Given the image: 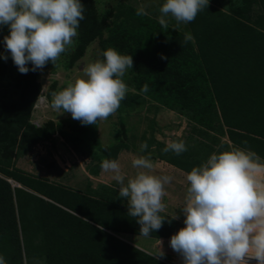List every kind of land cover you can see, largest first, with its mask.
<instances>
[{
	"label": "trees",
	"instance_id": "obj_1",
	"mask_svg": "<svg viewBox=\"0 0 264 264\" xmlns=\"http://www.w3.org/2000/svg\"><path fill=\"white\" fill-rule=\"evenodd\" d=\"M164 2L145 16L120 2L102 16L94 0H81L85 19L67 68L96 39L102 53L111 47L132 55L133 68L125 76L135 92L126 94L119 114L148 98L186 118L192 124L186 152L164 153L166 143L154 137L145 142L147 152L187 174L229 144L264 157V0H209L184 28H176L173 20L167 29L158 22ZM186 33L192 40L185 41ZM5 54L11 66L6 74V60L0 62V255L7 264H169L120 238L142 235L128 216L127 201L118 199L119 190L100 185L76 191L16 168L19 158L56 129L37 128L30 121L42 88L38 70L22 74L6 48ZM145 84L147 93L141 91ZM71 128L59 131L77 154L98 161L89 169L92 175L104 159L131 150L136 139L125 130V140L105 147L80 121L71 122ZM184 226L166 219L150 238L171 239Z\"/></svg>",
	"mask_w": 264,
	"mask_h": 264
},
{
	"label": "clouds",
	"instance_id": "obj_2",
	"mask_svg": "<svg viewBox=\"0 0 264 264\" xmlns=\"http://www.w3.org/2000/svg\"><path fill=\"white\" fill-rule=\"evenodd\" d=\"M208 4L209 0H165L158 9V22L167 29L174 20L179 28L194 21ZM84 12L81 0H0V26L10 31L4 37L5 48L19 72H36L49 62L59 67L62 55L75 46ZM136 15L148 13L141 6ZM192 38L185 34L186 42ZM102 56L88 62L74 82L51 92L48 106L53 111L70 113L82 125H96L117 112L130 90L123 78L133 68V57L111 47ZM148 90L147 84L141 89ZM147 148L143 142L139 151ZM187 150L185 141L172 140L162 151L180 155ZM131 167L135 173L129 176L119 159L101 163L102 172L111 174L119 185L118 199L127 200L128 216L140 225V235L150 237L166 219L170 223L179 218L176 213L162 215L167 209V186L174 177L157 173L151 153L133 156ZM186 181L189 186L181 208L185 226L170 239L183 264H250L253 260L264 264V157L250 147L229 144L193 167ZM159 243L153 254L157 259L166 255ZM0 264H7L3 255Z\"/></svg>",
	"mask_w": 264,
	"mask_h": 264
},
{
	"label": "rangeland",
	"instance_id": "obj_3",
	"mask_svg": "<svg viewBox=\"0 0 264 264\" xmlns=\"http://www.w3.org/2000/svg\"><path fill=\"white\" fill-rule=\"evenodd\" d=\"M162 1L163 0H94L96 9L102 16L120 2H126L136 8L143 6L148 13L150 8L159 5ZM112 21L113 19H108V23ZM185 26L186 24H181V28ZM7 29L8 27L6 26H0V62L3 60V56H7V54H5V42H2V39L7 36ZM104 34V36L107 37V32ZM77 37L75 38V46L62 55L61 60L58 62L60 65L59 67L55 68V66L49 62L42 70H38L37 82L41 84L42 88L32 108L30 121L37 128L49 125L56 129V131L54 135L35 145L32 151L27 155L19 158L15 166L35 178L53 184H60L76 191L84 192L88 187L96 189L100 185L110 186L119 190V185L111 178V174L103 173L101 167L98 169L97 175L90 174L89 169L96 167L98 161L88 156L77 154L72 149L70 143L61 135V132L72 131L71 122L76 120L72 118L71 114L63 113L59 115L48 106L51 101V92L61 90L70 81L74 82L77 75L82 72L88 62L96 59H103L100 42L96 39L85 49L84 54L75 61L74 65L67 68V63L70 61L71 55H73L75 51ZM10 66L11 63L9 60H6V74ZM123 79L130 89L128 93L135 92L134 88L129 84L127 76ZM2 82L4 83L5 81ZM5 100L9 101V99ZM146 100L148 101L141 106L137 105L134 109L127 108L122 114H119V108L114 115L109 116L107 120L98 121L96 125H85L95 131V141L105 147L111 144H117L122 139L125 140V130H127L126 135L128 137L133 135L136 137V139L132 140V144H130L131 141L129 142L131 150H122L117 156V159L122 163L123 170L129 176L135 173V169L131 167L132 157L147 155L149 153L146 150L144 153L139 151L141 143L153 137L157 141L165 142L166 144L172 140L186 141L192 134V124H189L186 118L180 116L177 112L160 107L155 102L149 101L148 98H146ZM154 148L155 147H152V149ZM99 151L105 152L102 148L99 149ZM151 156L156 165L157 173L168 174L174 177L172 183L167 186L168 195L164 198L167 209L162 215L176 213L179 217L178 220L184 224L183 221L185 217L181 208L184 205L186 189L189 186L186 181L187 173L161 161L157 158V155L153 153ZM119 236L133 246L152 255L155 254L160 247V243H156L158 240H154L153 238L140 237L139 235L125 236V234H120ZM163 242L166 241H162V247L166 255L159 259H163V261L166 260L169 264H183V261H178L176 259L177 254L170 245ZM174 254L175 256H173Z\"/></svg>",
	"mask_w": 264,
	"mask_h": 264
},
{
	"label": "crops",
	"instance_id": "obj_4",
	"mask_svg": "<svg viewBox=\"0 0 264 264\" xmlns=\"http://www.w3.org/2000/svg\"><path fill=\"white\" fill-rule=\"evenodd\" d=\"M161 142V141H160ZM180 170V169H179ZM180 171H182V170H180ZM182 172H184V171H182ZM184 173H186V172H184ZM178 220V219H177ZM128 236H132V235H128ZM141 237V236H140ZM147 238H150V237H147ZM154 240H158L156 243H158L159 242V240L160 241H166V242H163V243H168L169 245H170V239H154ZM166 245V244H165ZM177 254V253H176ZM173 256H175V254L173 255ZM176 259L178 260V261H182V258L179 256V254H177L176 255ZM163 260V259H162ZM165 262H167L166 260H164Z\"/></svg>",
	"mask_w": 264,
	"mask_h": 264
},
{
	"label": "built area",
	"instance_id": "obj_5",
	"mask_svg": "<svg viewBox=\"0 0 264 264\" xmlns=\"http://www.w3.org/2000/svg\"><path fill=\"white\" fill-rule=\"evenodd\" d=\"M250 264H256V261L255 260L250 261Z\"/></svg>",
	"mask_w": 264,
	"mask_h": 264
}]
</instances>
